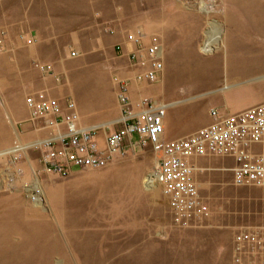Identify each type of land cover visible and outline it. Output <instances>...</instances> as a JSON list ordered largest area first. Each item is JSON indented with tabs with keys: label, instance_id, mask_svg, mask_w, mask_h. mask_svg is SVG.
I'll return each instance as SVG.
<instances>
[{
	"label": "rangeland",
	"instance_id": "374dc122",
	"mask_svg": "<svg viewBox=\"0 0 264 264\" xmlns=\"http://www.w3.org/2000/svg\"><path fill=\"white\" fill-rule=\"evenodd\" d=\"M246 1L121 0L125 18L117 28L107 25L106 33L118 29L125 38L141 29L159 37L165 49L159 81L139 85L137 99L166 104V113L180 112L198 130L211 123L213 110L230 113L264 103V0ZM116 52L101 53L116 67L98 61L93 69L111 90L115 76L134 73L130 66L118 70ZM3 53L9 52L0 47ZM6 67L0 62V151L46 136L25 105L33 93ZM56 72L53 80L63 83L65 74ZM26 124L34 137L22 132ZM36 156L29 152L22 161L26 181ZM157 162L151 148L137 147L103 169H75L65 178L43 174L42 206L21 192L0 193V264H234L235 237L264 229V188L235 186L230 158L198 159L196 182L209 216L181 229L172 223L162 187L146 184Z\"/></svg>",
	"mask_w": 264,
	"mask_h": 264
},
{
	"label": "built area",
	"instance_id": "2783aa9c",
	"mask_svg": "<svg viewBox=\"0 0 264 264\" xmlns=\"http://www.w3.org/2000/svg\"><path fill=\"white\" fill-rule=\"evenodd\" d=\"M6 35L0 39L4 48ZM25 45L36 40L20 35ZM132 46L128 54L132 77L115 76L121 116L114 124L82 125L75 101L63 102L39 91L25 99L30 119L46 136L33 142L15 141L0 151V193L21 192L35 206L45 205L43 174L68 177L75 169H103L124 155L126 149L151 148L157 166L148 175V187L161 186L175 227L186 229L209 216L196 182L195 161L205 157L230 158L235 162L233 183L237 187L264 188V103L244 111L222 115L210 113L213 122L192 135L166 141L165 117L168 106L148 96L133 100L134 84L157 83L164 70V45L156 35L136 30L125 37ZM118 46L117 50H121ZM75 52L71 57H75ZM43 75L55 76L52 65L35 63ZM60 82L59 77H55ZM118 125V128H113ZM137 138V142L133 139ZM37 152L31 179L22 161ZM234 264H264V229L242 231L234 239Z\"/></svg>",
	"mask_w": 264,
	"mask_h": 264
},
{
	"label": "crops",
	"instance_id": "0c3cea01",
	"mask_svg": "<svg viewBox=\"0 0 264 264\" xmlns=\"http://www.w3.org/2000/svg\"><path fill=\"white\" fill-rule=\"evenodd\" d=\"M125 7L121 0H0V39L4 33V47L9 52L0 55V62H6V69H14L26 91H44L62 102L65 97L75 101L82 125L114 124L121 116L116 87L106 88L93 75V69L98 61H106L101 53L109 49L117 51V58L122 61L118 70L130 66L128 54L133 47L126 44L118 29L111 28L110 33H106L107 25L114 24L116 28L120 25L118 21L125 18L121 10ZM19 35L34 38L36 42L24 46L17 39ZM118 46L122 49L117 50ZM70 50L77 58L68 60ZM34 62L52 65L55 73L57 70L65 74L64 82L56 83L53 77L44 75L41 78L33 68ZM106 63L112 68L117 66ZM83 74H91V77L83 78ZM139 88L137 84L132 86L133 100L138 98ZM210 119L212 123L211 116ZM118 127L113 125V128ZM198 128L192 126V122L186 124L180 112L166 113L164 140L188 137ZM22 132L29 137L36 135L31 124L24 125Z\"/></svg>",
	"mask_w": 264,
	"mask_h": 264
},
{
	"label": "bare ground",
	"instance_id": "6f19581e",
	"mask_svg": "<svg viewBox=\"0 0 264 264\" xmlns=\"http://www.w3.org/2000/svg\"><path fill=\"white\" fill-rule=\"evenodd\" d=\"M216 43H214V45H215Z\"/></svg>",
	"mask_w": 264,
	"mask_h": 264
}]
</instances>
